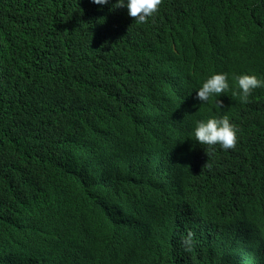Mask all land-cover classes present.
Instances as JSON below:
<instances>
[{
  "label": "trees",
  "instance_id": "16d2710c",
  "mask_svg": "<svg viewBox=\"0 0 264 264\" xmlns=\"http://www.w3.org/2000/svg\"><path fill=\"white\" fill-rule=\"evenodd\" d=\"M114 2L0 0V264H264V87L232 95L264 78V0L144 23ZM218 72L228 92L199 101ZM234 111L241 145L193 185L197 121Z\"/></svg>",
  "mask_w": 264,
  "mask_h": 264
},
{
  "label": "clouds",
  "instance_id": "9594fccd",
  "mask_svg": "<svg viewBox=\"0 0 264 264\" xmlns=\"http://www.w3.org/2000/svg\"><path fill=\"white\" fill-rule=\"evenodd\" d=\"M92 2L101 7L105 4H109V0H92ZM161 2L162 0H115L110 6V10L126 8L129 17L134 18V20L140 23H144L158 11ZM233 77L235 78L238 92L234 90L232 95H238L241 103H246L248 101L254 89L264 87V78L257 73L236 74ZM228 90V74L218 72L209 76L196 90V98L201 102H208L210 98L214 96L219 97L220 94L227 93ZM218 106L221 107L220 103ZM212 116H214V118H211ZM205 118L206 120L197 121L194 128L193 135L195 140L191 138L193 150L197 149L200 152L204 150L206 151V155L210 157L215 150L232 151L241 145V127L236 121V111L232 113H218ZM173 155V171L175 177H178L181 168L178 167L180 159L175 149L173 150ZM205 163H207L205 166H203L202 162L196 164L191 163L190 166L196 168L197 171L202 168L210 171V164L208 165L209 160L205 161ZM241 163L238 165H242ZM164 167L165 172L162 173L163 180L169 182L170 150L166 154ZM212 170L216 172L217 175H207L205 177L202 175V181L193 183V185H201L205 189L210 179L215 181L220 180L222 178V176L219 175L220 166H215L211 171ZM187 242L188 241H186V243Z\"/></svg>",
  "mask_w": 264,
  "mask_h": 264
},
{
  "label": "bare ground",
  "instance_id": "6f19581e",
  "mask_svg": "<svg viewBox=\"0 0 264 264\" xmlns=\"http://www.w3.org/2000/svg\"><path fill=\"white\" fill-rule=\"evenodd\" d=\"M205 117H206V115H205ZM211 118H214V116H212ZM208 160V158L206 157V154H205V152H204V150L203 151H198V153H197V155H195L192 159H190V161H189V163L191 164V163H194V164H196V163H198V162H202V164H203V166H205V165H207V163H205V161H207ZM210 164V162L208 163V165ZM211 168H212V166H211ZM213 169V168H212ZM198 172L201 174V175H203L204 177L205 176H207V175H214V171L212 170H207V169H205V168H202V169H200V170H198ZM212 183H213V180L212 179H210V182L207 184V186H206V188L205 189H207V190H209L210 189V187H211V185H212Z\"/></svg>",
  "mask_w": 264,
  "mask_h": 264
}]
</instances>
